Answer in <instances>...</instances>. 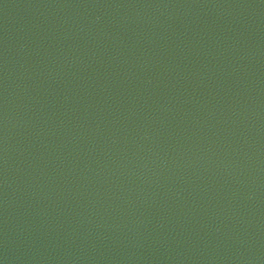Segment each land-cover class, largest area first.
Masks as SVG:
<instances>
[{
	"label": "water",
	"instance_id": "1",
	"mask_svg": "<svg viewBox=\"0 0 264 264\" xmlns=\"http://www.w3.org/2000/svg\"><path fill=\"white\" fill-rule=\"evenodd\" d=\"M0 264H264V0H0Z\"/></svg>",
	"mask_w": 264,
	"mask_h": 264
}]
</instances>
